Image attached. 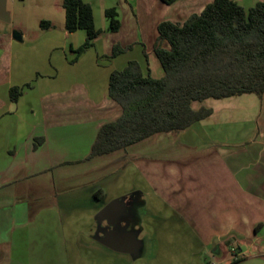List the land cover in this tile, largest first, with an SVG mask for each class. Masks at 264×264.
<instances>
[{
  "label": "crops",
  "instance_id": "1",
  "mask_svg": "<svg viewBox=\"0 0 264 264\" xmlns=\"http://www.w3.org/2000/svg\"><path fill=\"white\" fill-rule=\"evenodd\" d=\"M211 1L120 0L113 5L121 23L116 32L98 28L92 5L102 33L80 53L86 32H68L65 22L59 28L49 20L33 36L0 31V264H70L71 251H107L98 241L105 229L97 214L107 204L100 203L102 182L129 166L145 188L136 195L140 233L128 210L123 221L142 241L138 256L146 215L158 204L211 256L225 255L229 246L242 255L246 240L264 233V225L254 231L264 223V93L233 96L253 105L251 112L230 108L233 97L216 99L217 107L206 106L210 116L180 132H159L87 159L101 125L121 114L108 93L111 71L133 59L144 74L160 78L151 49L158 24L182 23ZM234 1L248 8L262 0ZM130 45L112 55L113 47ZM13 87L20 89L15 100ZM82 192L86 198L71 197ZM77 205L93 213L88 240L66 228L63 210Z\"/></svg>",
  "mask_w": 264,
  "mask_h": 264
},
{
  "label": "trees",
  "instance_id": "2",
  "mask_svg": "<svg viewBox=\"0 0 264 264\" xmlns=\"http://www.w3.org/2000/svg\"><path fill=\"white\" fill-rule=\"evenodd\" d=\"M171 3L174 0H165ZM64 28L84 30L85 42L77 53L92 46L102 30L95 28L92 5L84 0H62ZM109 31L121 23L115 6L106 8ZM42 29L51 26L41 21ZM152 52L163 70L160 78L144 74L129 60L109 76V96L119 104L120 116L101 125L87 159L125 149L159 132H180L211 115L195 102L241 94L264 93V0L245 8L234 0H213L182 23L161 21ZM131 47H113L116 55ZM17 99L20 89H10ZM264 223L254 227L257 232ZM234 259L230 264L240 262Z\"/></svg>",
  "mask_w": 264,
  "mask_h": 264
},
{
  "label": "rangeland",
  "instance_id": "3",
  "mask_svg": "<svg viewBox=\"0 0 264 264\" xmlns=\"http://www.w3.org/2000/svg\"><path fill=\"white\" fill-rule=\"evenodd\" d=\"M86 1L94 6V17L98 28L108 26L104 16V9L113 5L116 6L120 2V0ZM5 10L8 13V20L0 22V31L5 30L11 33L22 31L33 36L42 30L39 26L41 21L50 20L59 28L64 26L62 0H6ZM244 95L254 97V95H248V93ZM219 101L207 98L194 104L195 107L205 105L215 108ZM243 101L244 99L240 97H233L227 100L231 106L230 108L233 107L235 109L244 106L245 108L243 109L248 108L250 112L253 111L255 107L253 105L247 107ZM250 117H253V115L250 114ZM142 183L130 166L125 169H119V171L114 170L105 176L102 182L103 192L100 197V203L105 204L117 198L124 200L127 205V215L134 218V229L137 231L134 233L137 234L140 231L137 230L138 227L135 224L139 221V213L138 209L135 208L136 205L141 204L142 198L132 195L139 190L145 189ZM69 196L71 195L69 194ZM71 197L75 199L86 198L84 192ZM149 198V196H146V199ZM152 202L154 201L152 200ZM68 208L70 209L69 212L63 210L67 231L81 230L85 240L90 239V225L93 224L94 220V218L91 219L93 213L88 209L90 207L77 205L76 207L68 206ZM169 216L168 212L159 204L154 208V214L149 217L146 215L144 221L145 230L142 234L145 237V248L140 252V256L135 257L128 253L110 251L109 249H105L107 251L102 252L98 250L95 256H92L82 251L77 254L74 250L69 253L70 264H224L225 258H230L232 261L242 257H245V260L238 264H264L263 232L251 240H246L244 245L241 246L242 255L237 253L235 246H229V252L225 255L211 256L208 253L205 254L200 245L192 241L193 239L186 233V229L172 222ZM192 252L195 255H192Z\"/></svg>",
  "mask_w": 264,
  "mask_h": 264
},
{
  "label": "water",
  "instance_id": "4",
  "mask_svg": "<svg viewBox=\"0 0 264 264\" xmlns=\"http://www.w3.org/2000/svg\"><path fill=\"white\" fill-rule=\"evenodd\" d=\"M6 0H0V20L7 21L8 13L5 10ZM135 192L132 196H136ZM127 212V205L122 199H114L98 212L97 223L105 229L103 236L98 239L99 243L110 250L120 253H128L137 257L142 241L128 229L120 230L119 217Z\"/></svg>",
  "mask_w": 264,
  "mask_h": 264
},
{
  "label": "flooded vegetation",
  "instance_id": "5",
  "mask_svg": "<svg viewBox=\"0 0 264 264\" xmlns=\"http://www.w3.org/2000/svg\"><path fill=\"white\" fill-rule=\"evenodd\" d=\"M124 216H125V214H123V215H121L120 217H119V219H120V223H119V228H120V230H123L124 228H125V224L126 223H123V221H124Z\"/></svg>",
  "mask_w": 264,
  "mask_h": 264
},
{
  "label": "built area",
  "instance_id": "6",
  "mask_svg": "<svg viewBox=\"0 0 264 264\" xmlns=\"http://www.w3.org/2000/svg\"><path fill=\"white\" fill-rule=\"evenodd\" d=\"M234 250H235V248H234ZM234 252V251H233Z\"/></svg>",
  "mask_w": 264,
  "mask_h": 264
}]
</instances>
